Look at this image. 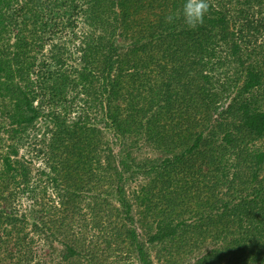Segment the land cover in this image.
Instances as JSON below:
<instances>
[{
	"label": "trees",
	"instance_id": "obj_1",
	"mask_svg": "<svg viewBox=\"0 0 264 264\" xmlns=\"http://www.w3.org/2000/svg\"><path fill=\"white\" fill-rule=\"evenodd\" d=\"M181 3L0 0V264H264V0Z\"/></svg>",
	"mask_w": 264,
	"mask_h": 264
},
{
	"label": "rangeland",
	"instance_id": "obj_2",
	"mask_svg": "<svg viewBox=\"0 0 264 264\" xmlns=\"http://www.w3.org/2000/svg\"><path fill=\"white\" fill-rule=\"evenodd\" d=\"M138 19L140 17H144V14H140L137 16ZM138 21V20H137ZM134 32L135 33H138L139 32V27L138 25H135L134 26ZM111 145L114 147L116 153H117V156L119 157V159H122V157L124 155H121L120 154V146L118 145V143L113 139L111 138ZM133 147V151H134V155L135 156H138V157H143V156H146V155H150L152 154L151 150H150V147L144 143V142H140L138 144H135L132 146ZM21 155H26V159H30L32 161V170H33V175H36V170L39 168V167H42L43 166V161H42V158H41V155H39L38 153H36V151L34 150V147H33V144L29 141L27 142V147L26 148H23L22 151L20 152ZM131 173V172H130ZM139 179H132L130 180L127 184V187H126V190L128 192V195L129 197L131 196L132 194V190L134 189H137V187L141 184V179L143 177H138ZM2 202V200H0V203ZM14 206L15 208L18 210L19 213H25L24 215V218H26V222L28 224H26V227L27 229L30 228L29 225L32 224V222H34V218L32 216V211H31V208H33V205L30 203V201L28 202L27 200L24 199V197L21 199V198H18L15 200L14 202ZM2 208V206H0ZM135 209H136V206H135ZM139 234H140V237L141 238H144L145 237V233L144 231L139 227ZM57 246L60 247V244H57ZM151 247V245H150ZM150 250V254L153 258V261H154V264H167L165 262L161 263V261H159L156 257V249L155 248H149ZM137 264V261H136V258H134L133 256L130 258V264Z\"/></svg>",
	"mask_w": 264,
	"mask_h": 264
},
{
	"label": "clouds",
	"instance_id": "obj_3",
	"mask_svg": "<svg viewBox=\"0 0 264 264\" xmlns=\"http://www.w3.org/2000/svg\"><path fill=\"white\" fill-rule=\"evenodd\" d=\"M210 11V0H182L178 9L170 10L165 15L167 24L182 22L189 30H196L204 24L205 16Z\"/></svg>",
	"mask_w": 264,
	"mask_h": 264
}]
</instances>
